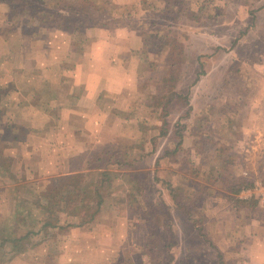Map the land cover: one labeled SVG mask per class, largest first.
Segmentation results:
<instances>
[{"label":"rangeland","instance_id":"1","mask_svg":"<svg viewBox=\"0 0 264 264\" xmlns=\"http://www.w3.org/2000/svg\"><path fill=\"white\" fill-rule=\"evenodd\" d=\"M3 23L6 56L15 39L57 28L48 37L68 39L73 58L96 24L137 30L145 50L123 113L134 140L100 164L91 154L87 172L36 181L25 165L37 154L18 143L27 132L0 121V264H29L62 238L60 259L40 264H248L250 237L235 233L264 217V202L231 189L264 183L244 126L264 90V0H0Z\"/></svg>","mask_w":264,"mask_h":264},{"label":"crops","instance_id":"2","mask_svg":"<svg viewBox=\"0 0 264 264\" xmlns=\"http://www.w3.org/2000/svg\"><path fill=\"white\" fill-rule=\"evenodd\" d=\"M8 29L4 23L0 27L2 51L3 48L6 50L1 46ZM45 33L46 36L39 38L15 39L12 56L0 53V121H6L8 117L6 127L13 126L14 131L17 128L19 132L25 129L23 134L27 132L18 143L25 147L22 151H30L28 158L37 154L35 162L25 165V169L33 167L27 173L36 181L87 172L84 167L94 158L91 154L100 155V164L103 157L109 158L115 144L128 140L127 137L131 142L134 140V116L127 117L123 113L135 103V90L141 77L138 66L144 60L145 50L143 35L128 26H92L84 47L73 58L66 48L68 39L48 37L61 35L57 28H48ZM3 62H9L12 67L8 69ZM259 92L257 113L253 121H246L244 126L251 127L248 133L251 132L253 147L248 156L264 159V90ZM244 126L243 129L248 130ZM101 152H105L104 155ZM3 154L7 156L4 151ZM260 170L264 174V164ZM260 185L264 190V183L260 182ZM251 193L256 194L254 190H244L240 197L252 198L257 203V195ZM262 216L258 214L257 222L251 225L252 231L239 228L235 233L237 237H243V234L250 237L244 250L248 252V264H264ZM42 234L48 236L47 232ZM106 238L110 240L111 234ZM63 241V238L53 239L48 244H41L40 249L35 248L34 259L29 264L54 263V256L59 260L63 249L59 243Z\"/></svg>","mask_w":264,"mask_h":264},{"label":"trees","instance_id":"3","mask_svg":"<svg viewBox=\"0 0 264 264\" xmlns=\"http://www.w3.org/2000/svg\"><path fill=\"white\" fill-rule=\"evenodd\" d=\"M161 134H164V131H161ZM252 187H253V182H252V181H246V180H243V181L240 183V187H239V189H236L235 186H233L231 190H232L233 192H235V193H238L242 188H243V189H247V188H252ZM97 204H100V199L97 201ZM47 208H48V207H47ZM96 211H97V209H95V212H96ZM146 223H147V227H148V228H149V227H150L151 229H154V228H155V226L152 225L148 219L146 220ZM198 231H199L200 235L203 236V235H202V234H203V230H202V229H198ZM148 237L151 238V237H152V233H151V234L148 233Z\"/></svg>","mask_w":264,"mask_h":264},{"label":"built area","instance_id":"4","mask_svg":"<svg viewBox=\"0 0 264 264\" xmlns=\"http://www.w3.org/2000/svg\"><path fill=\"white\" fill-rule=\"evenodd\" d=\"M260 187H261L260 182L254 183V186H253L254 189L253 190L258 195L259 201L261 203V202H264V190L261 189ZM247 189L249 191V188H247ZM243 191H244V189H243Z\"/></svg>","mask_w":264,"mask_h":264}]
</instances>
